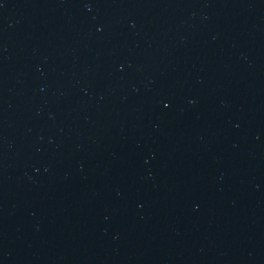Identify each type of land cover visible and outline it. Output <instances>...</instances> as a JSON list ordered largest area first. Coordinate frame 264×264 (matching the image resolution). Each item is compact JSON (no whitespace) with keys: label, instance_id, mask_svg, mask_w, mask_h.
Returning a JSON list of instances; mask_svg holds the SVG:
<instances>
[{"label":"water","instance_id":"obj_1","mask_svg":"<svg viewBox=\"0 0 264 264\" xmlns=\"http://www.w3.org/2000/svg\"><path fill=\"white\" fill-rule=\"evenodd\" d=\"M0 264H264V0H0Z\"/></svg>","mask_w":264,"mask_h":264}]
</instances>
